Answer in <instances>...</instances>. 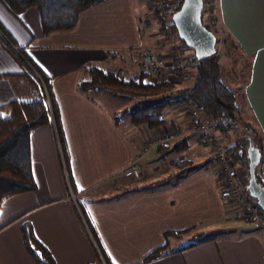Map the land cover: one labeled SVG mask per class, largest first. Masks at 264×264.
I'll return each mask as SVG.
<instances>
[{
    "label": "crops",
    "instance_id": "crops-1",
    "mask_svg": "<svg viewBox=\"0 0 264 264\" xmlns=\"http://www.w3.org/2000/svg\"><path fill=\"white\" fill-rule=\"evenodd\" d=\"M211 2L214 37L236 56L231 59L236 68L224 80L240 100L241 119L262 139L255 170L264 180V0ZM146 10L143 0H99L78 12L71 28L44 34L33 6L13 17L0 4L7 44L15 49L19 45L49 76L63 142L62 154L52 124L30 130L34 188L0 201V264H35L20 237L23 220L56 264L96 263L98 255L109 264H264V233L254 230L255 223L234 219L239 216L233 215L235 210L220 190L212 150L193 132L190 120L180 115L178 104L165 107L163 122L153 128L179 125L183 134L166 147L154 145L142 154L138 176L129 177L123 172L141 143L144 126L127 122L126 135L97 100L110 93L76 88L85 64L114 66L135 59L134 53L146 42L138 29ZM18 70L0 45V103L28 96V85L13 86L3 75ZM230 137L228 132L226 138ZM69 191L84 217L69 199ZM194 223L196 230L214 231L215 237L142 260L162 243L163 230ZM192 231L170 235L168 247H176Z\"/></svg>",
    "mask_w": 264,
    "mask_h": 264
},
{
    "label": "trees",
    "instance_id": "trees-1",
    "mask_svg": "<svg viewBox=\"0 0 264 264\" xmlns=\"http://www.w3.org/2000/svg\"><path fill=\"white\" fill-rule=\"evenodd\" d=\"M97 1L99 0H0V4L13 17L20 14L27 5L33 6L38 12L40 30L46 34L53 29L71 28L76 23L77 13L86 8L87 5ZM179 2L180 0H176L170 7L168 6L169 12L173 8H178ZM211 24L208 29L213 31ZM1 27L0 25V45L7 50V53L16 61L19 67L17 73L5 72L3 75L8 76L13 86L18 85V82L24 83L29 86L30 91L25 98L18 95L15 98L6 100L4 103H0V201L11 193L15 194L34 188L35 180L30 173V157L28 155V136L32 127L44 123L52 124L56 130V140L60 142V151L63 154V142L58 124L59 117L53 101L54 97L49 88V76L24 55L19 45H16V49H13L7 44L5 40L7 35ZM170 27L175 31L177 46H179V41L181 43L183 41L177 38L176 29L171 22ZM215 39V42H217L218 39ZM181 54L183 55L184 64L193 68L189 79L186 76L181 78L188 80L182 86L178 85V81L181 79L176 82H154L150 80L148 73L141 68L133 73L127 72L118 75L115 67L105 65L101 67L90 63L81 67L82 72L77 79L76 88L85 93L92 90L93 92L106 91V93L118 94L122 98L129 96L130 99L138 101L136 106L128 107L124 113L128 116V122L131 125H143L146 131L152 130L154 126H158L163 122L165 107L177 104L179 107L182 102L188 99L192 101L193 106L203 115L204 121L210 124L212 131L217 135L227 136L228 132L230 133L241 125L240 128L236 129L238 135L235 140H229L224 147L225 154L234 166L235 181L240 190L246 194L244 183L247 176L246 143L250 139L261 152L262 139L251 124L240 118L241 111L234 96L235 91L227 84L221 74L223 65L219 54L215 51L211 55L197 59L188 46L183 48ZM190 122L192 121L190 120ZM167 143L154 145L163 148L166 147ZM255 167L256 165L254 170ZM258 176L255 170L256 181L264 186V180L259 179ZM79 206L78 204L77 208L82 213ZM84 216L85 214H83ZM262 218L261 225L264 228V215ZM194 227L195 223L186 227L183 226L180 229L163 230L161 232V235H163L162 243L146 252L142 260H150L170 250L175 251L183 247H192L194 244L215 237L210 232L205 233L196 230ZM18 228H20L23 247L31 255L35 264H56L51 257V252L34 236L33 228H31L29 222L23 220L19 223ZM190 231H192L190 239L183 240L176 247H168L167 240L170 235L180 236L182 233ZM100 260L104 261L105 264H109L102 255L96 256V263L87 262L86 264H102Z\"/></svg>",
    "mask_w": 264,
    "mask_h": 264
},
{
    "label": "built area",
    "instance_id": "built-area-1",
    "mask_svg": "<svg viewBox=\"0 0 264 264\" xmlns=\"http://www.w3.org/2000/svg\"><path fill=\"white\" fill-rule=\"evenodd\" d=\"M201 2V24L208 28L213 19L211 10L212 2L211 0H201ZM144 3L148 8L139 17L138 29L140 36L148 34V28L152 23H155V21H159L158 27L161 31L158 33L159 38L156 46H145L135 66H137L138 70L141 68L146 71L150 80L154 82H176L178 79L185 77L187 71L191 67L184 64L183 55L177 48L175 31L170 27L171 16L167 8L168 4L166 0H144ZM162 46H164L165 49H163ZM13 48L15 49V47ZM117 74H121V70L117 71ZM193 105L192 101L188 99L182 102L179 108L185 113L187 119L192 121V130L199 136L200 140L212 147L211 160L214 164V170L218 174L217 178L218 184H220V190L228 198L230 206L236 210L234 214L237 216L239 215V217H244V219L248 221L255 222L254 230L257 231L258 234L263 235L264 228L261 225V221L263 220L264 211L254 200H251L247 194H244L243 191L240 190L235 181L236 176L232 169V161L225 154V147L222 143L223 140L212 131L210 124L204 121L203 115ZM181 134L182 129L179 125H173L165 129L153 128V130L142 131L141 143L137 146L136 152L127 162L123 174L129 177H137L139 168L137 160L142 154L147 153L149 148L154 144L169 143L178 139ZM62 166L63 176L66 178L63 162ZM67 179L68 178H66V180ZM68 196L69 199L74 202V207L78 211L74 193L69 191ZM102 263L104 264L103 261Z\"/></svg>",
    "mask_w": 264,
    "mask_h": 264
},
{
    "label": "water",
    "instance_id": "water-1",
    "mask_svg": "<svg viewBox=\"0 0 264 264\" xmlns=\"http://www.w3.org/2000/svg\"><path fill=\"white\" fill-rule=\"evenodd\" d=\"M178 8L170 12L171 23L176 29L177 38L188 46L195 58L205 57L215 52V38L212 30L201 24V0H180ZM260 150L250 139L246 143L247 158L245 191L251 200L264 211V186L255 179L254 166L259 162ZM264 213V212H263Z\"/></svg>",
    "mask_w": 264,
    "mask_h": 264
},
{
    "label": "rangeland",
    "instance_id": "rangeland-1",
    "mask_svg": "<svg viewBox=\"0 0 264 264\" xmlns=\"http://www.w3.org/2000/svg\"><path fill=\"white\" fill-rule=\"evenodd\" d=\"M174 1H176V0H166V3L170 7V5H172L174 3ZM158 22L159 21H155L156 24L155 23H152V25L148 28V30H147V33L148 34H145L144 35V37H146V40H145L146 42L143 43V46L140 47V49H139L138 52H135L134 53L135 54V59L126 60L121 65L114 64V66H112V67H115L117 69V71L121 70V74L127 73V72L133 73L134 71H137L138 68H137V66H135V64L138 61V58H140V55L142 54L141 53L142 52V49L145 46H149V45H153V47H154V46H156V44L158 42V38H159L158 33L161 31L160 28L158 27V25H159ZM220 43L221 42L219 40L217 42H215V44H214V50L219 54L220 61L222 62V65H223V67L221 69V74L223 76V79L226 80L228 76H232V72H233L232 68H234V70L236 68L235 67V63L233 61H231V59H235L236 56H235V53L233 51L231 53H227L226 50H225V47L224 46H221ZM162 47H163V49H165L164 46H162ZM177 48H178L179 52H181V51H183L182 49L185 48V46H184L183 43H181L179 41V46H177ZM157 49H159V48H157ZM192 69L193 68L191 67L187 71V74L185 75L186 78L189 79V75H191ZM222 70H224V71H222ZM186 78L181 79L180 81H178V83H179L178 85L179 86L185 85L188 82V80L186 81ZM172 82H174V81H172ZM108 95L109 96H106L105 94H103V95L100 94L99 96H97V100L99 101L100 104H102L103 106L106 107L105 109H107V112L110 115L113 116V118L115 119L114 121L116 122V124L121 128V130H123L124 133H126V135H128L129 134V131H130V129H128L126 127V123L128 122V116L124 113V111L127 110L128 107H134V106H136V104H137L138 101L136 102L134 99H130L129 96L122 98L118 94H108ZM22 98H24V97H22ZM236 98L239 99L238 96ZM239 101L240 100H238V102ZM237 105L241 109L240 104L237 103ZM184 114H183V112H180V115H183L185 117L186 115H184ZM182 119H184V118L182 117ZM191 124H192V122H191ZM192 127H193V124H192ZM240 127H241V125L238 126L236 129H238ZM236 129L230 132V135H231V137L229 138L230 140H235V137L238 135L237 132H236L237 131ZM141 130H142V128H141ZM182 134H183V132H182ZM252 135H254V134H252ZM218 136L223 140L222 141L223 145H226L227 142L229 141L228 138H226L227 136H222V135H218ZM254 137H255V135H254ZM210 148L212 150V147H210ZM212 163H213V161H212ZM233 168H234V166H233V163H232V169ZM235 212H236V210L234 211V213ZM234 213H233V215L235 216ZM239 218H234V219L240 220L242 222H244L246 220V219H244V217H241V216ZM247 223L250 224V225H253L255 222H249V221H247ZM213 232L214 231H212V233ZM217 232L222 233V234H225L226 231H224V230H218ZM210 233H211V231H210ZM226 233H228V232H226ZM190 238H191V235L187 239H190ZM187 239H182V240L185 241ZM101 263H102V261H101ZM104 264H105V262H104Z\"/></svg>",
    "mask_w": 264,
    "mask_h": 264
}]
</instances>
